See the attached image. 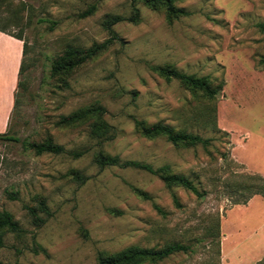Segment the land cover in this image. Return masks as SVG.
Segmentation results:
<instances>
[{"label":"rangeland","instance_id":"rangeland-1","mask_svg":"<svg viewBox=\"0 0 264 264\" xmlns=\"http://www.w3.org/2000/svg\"><path fill=\"white\" fill-rule=\"evenodd\" d=\"M169 17L143 0H0V30L25 45L20 86L0 139V212L22 229L3 235L0 264H97L128 248L188 247L141 264H245L264 252V0H173ZM137 22H132L133 10ZM118 41L110 40L106 25ZM108 42L66 73L69 49ZM205 78L210 98L154 67ZM101 109L114 134L92 135ZM135 120L208 139L204 147L142 136ZM24 141L67 152L36 155ZM183 176L199 196L153 175L96 164L99 153ZM72 153H78L74 157ZM76 175V177H75ZM28 208L35 209L34 220ZM35 251V252H34ZM264 261V259H263Z\"/></svg>","mask_w":264,"mask_h":264},{"label":"trees","instance_id":"trees-1","mask_svg":"<svg viewBox=\"0 0 264 264\" xmlns=\"http://www.w3.org/2000/svg\"><path fill=\"white\" fill-rule=\"evenodd\" d=\"M143 2L147 7L154 10H158L161 8L165 9L169 17L185 15L184 11L174 7L173 0H143ZM137 20H138V10L134 8L133 17L131 21L137 22ZM118 21H119L118 18H114L111 21L107 22L106 27L111 33L110 40L118 41L117 36L111 31V27ZM258 27L264 33V24H259ZM0 31L3 32L2 30ZM15 38L22 41L20 37H15ZM108 42L109 41L103 44H94L92 47L85 50H81L77 48L69 49L63 56L59 57L58 59L52 62L51 72L53 74H60L74 70L76 67L85 64L86 62L97 56L102 50H104ZM24 50H25V45L23 43V55H24ZM21 71H22V62L19 69V76L21 74ZM153 71H156L161 77L165 78L166 80H171V79L178 80L185 87H188L194 91L201 92L207 97L212 98L217 93L216 89H213L205 78H197L193 75L178 73L168 66L154 67ZM19 86H20V81L18 80L17 89ZM101 112H102L101 109H97L93 111L82 110L69 117H62V122L63 124L69 125V124H75L76 122L77 123L84 122V120H86L87 117L93 118L95 123L92 128V135L101 138L103 141L104 140L111 141L114 138V134L109 133L111 131L110 130L111 127L102 119ZM135 126L138 132L146 138L152 139L156 137H163L174 145H179V144L185 146L201 145L206 147L209 145L210 142L208 139H203L200 136L188 134L182 131H176L168 126H164L161 124L146 126L144 122L135 120ZM0 139L16 141V139H12L11 137H8L6 134H0ZM22 146L23 149L29 150L36 155H42V154L61 155L67 153L62 146L54 145L50 141H46L41 144L24 141L22 143ZM72 156L77 157L79 156V154L72 153ZM96 164L101 168L105 166H110L112 164H116L121 168H134V169L146 171L153 175H158L161 172L160 176L167 185H175L182 187L192 192L193 194L199 196L197 189L185 177L167 174V170H168L167 167L154 170L148 164H144L137 161L119 162L117 157H105L101 152L97 156ZM256 191L257 192L259 191L262 194H264V188L262 183L257 185ZM28 211L34 220L37 221L40 220L35 209L28 208ZM22 232H23L22 229L13 220L10 213H8L7 211L0 212V247L4 246V241H3L4 234L9 233V234H14L16 236H20ZM186 251H188V247L183 246L181 244H172L160 251H152V250H145V249H138L131 247L113 256L106 257L99 254L97 264H141L146 261H150V262L159 261L174 253L186 252ZM260 264H264V261H262Z\"/></svg>","mask_w":264,"mask_h":264},{"label":"crops","instance_id":"crops-1","mask_svg":"<svg viewBox=\"0 0 264 264\" xmlns=\"http://www.w3.org/2000/svg\"><path fill=\"white\" fill-rule=\"evenodd\" d=\"M22 58L23 42L0 31V134L6 132L8 127ZM263 259L264 252L247 259L245 264H260Z\"/></svg>","mask_w":264,"mask_h":264}]
</instances>
